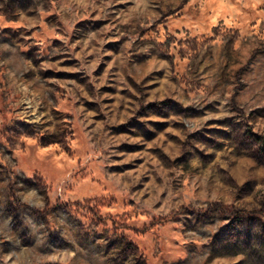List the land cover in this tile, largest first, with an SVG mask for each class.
I'll return each mask as SVG.
<instances>
[{
	"label": "clouds",
	"instance_id": "clouds-1",
	"mask_svg": "<svg viewBox=\"0 0 264 264\" xmlns=\"http://www.w3.org/2000/svg\"><path fill=\"white\" fill-rule=\"evenodd\" d=\"M5 3L7 0L0 3V11L4 10ZM256 6L264 8V3L256 0ZM57 7L59 5L52 7V11ZM137 7L140 9L138 15H147L144 11L147 3ZM185 14L191 29L187 35L206 39L211 34L212 17L220 13L213 9L211 15L205 16L198 13L196 7L189 6ZM225 14L235 16L229 28L239 21L243 35L229 31L221 24L216 35L217 44L229 41L234 44H229L231 54L227 60L213 63L220 69L226 62H237L240 49L246 45L258 49L243 58L240 72L229 74L223 80L218 74L210 73L206 82L198 84L196 81L203 80L195 67L198 61L185 46L193 62L182 69L181 87L174 93L180 103L167 101L147 106L141 91L142 98L133 106L131 115L136 116V120L149 113L171 116L174 118L169 121L170 125L180 131L178 140L172 138L167 143L160 142L167 155H162L157 166L144 173L153 177L148 189L156 192L152 201L146 203L138 193L121 183L115 204L117 212L122 213L121 219L129 214L142 215L148 221L154 216L164 218V226L156 230L161 234V242L147 251L149 264H212L222 254L239 255L242 264H264V188L253 191L254 179L247 185L243 183L254 177V172H239L225 153L226 159L217 161L205 174V165L211 159L205 155L210 141L230 137L232 146L242 154H255L257 145L247 131V121L253 109L264 108V46L256 44L257 40H264V25L258 30L250 27L251 21L264 19V11H256L251 2L236 0V5L229 6ZM61 30L65 47H51V41L45 43V34H41L42 38L35 41L40 45L39 50L31 53L26 51L31 44L18 45L6 39V34L0 30V264H137L134 257L140 240L122 223H109L115 217L107 212L100 213L99 205H108L111 201L103 196L88 199L92 192L80 188L82 175L95 176L107 185L108 180L104 177L113 178L108 166L112 157L120 155L115 145L130 138L112 137L109 135L111 129L98 134L97 129L89 128L88 117L75 106L77 100L83 103L84 92L79 87L76 92L67 93L71 96L70 101L58 105L57 81H50V73L45 71L54 65L41 62L72 48L69 43L71 25ZM200 32L205 34L204 37L198 36ZM119 34L128 35L123 31ZM99 35L90 38L96 39ZM149 35L162 41L165 35L175 33L170 29L167 34L161 30L159 35ZM135 39V36L131 37L132 41ZM105 42L104 39L99 41L101 45ZM94 51L97 53L95 63L89 65L86 75L98 92L109 74L105 73L99 80L92 76L95 65L102 59L99 47ZM165 51L163 46H156L157 55ZM124 55L127 58L129 54L125 51ZM169 75L177 73L170 72ZM123 86L129 87L126 81ZM89 98L99 101L100 95ZM155 99L159 101L160 97ZM57 106L61 113H72L67 123L62 115L53 113L52 109ZM101 111H104L103 107ZM225 116L231 117L221 121L228 125L227 131H208L210 121ZM123 119L128 121V115ZM48 122L49 126L42 127ZM112 123L111 117L104 121L105 125ZM134 125L132 122L129 127L135 133ZM152 128L146 121L139 126L141 133ZM29 141L31 145L25 148L23 159L17 160L20 154L9 149ZM140 142L144 143L143 140ZM41 144H51L52 148L44 151ZM177 155L181 156L180 160L171 159ZM221 164L226 165V170L221 169ZM185 166H188L187 173L183 170ZM162 168L166 169V174ZM185 176L188 177L187 184L184 183ZM157 179H161L159 184ZM139 182L143 183V180ZM130 184H137L135 177ZM113 191L115 186L110 185L109 193ZM161 199L164 207H154ZM131 200H135V204L128 207Z\"/></svg>",
	"mask_w": 264,
	"mask_h": 264
},
{
	"label": "rangeland",
	"instance_id": "rangeland-1",
	"mask_svg": "<svg viewBox=\"0 0 264 264\" xmlns=\"http://www.w3.org/2000/svg\"><path fill=\"white\" fill-rule=\"evenodd\" d=\"M3 2L4 0H0V3ZM241 2H251L256 11H264V8L256 6V0H241ZM145 3L148 4V7L144 9L147 15L140 16L138 15L140 9L137 6ZM201 4L205 7L200 8ZM57 5H59L57 10L52 11V7ZM235 5L236 0H7L4 10L0 11V30L6 34V39L18 45L31 44V48L26 49L29 53L39 50L40 45L35 41L42 38L41 34H45L43 36L45 43L51 41V47H65L61 39L64 35L61 29L71 25L72 35L69 43L72 44V48L41 63L54 65L45 71L50 73L48 76L50 81H57L55 94L59 98L58 105L61 102L70 101L71 96H67V93L76 92L79 87L84 92L81 97L83 103L77 100L75 106L88 117V127L97 129L98 134L105 129H111L109 135L112 137L130 138L115 145L120 155L112 157V163L108 166L112 170L111 176L113 177L112 179L104 177L108 180V184H103L95 176L82 175L80 188L92 192V196L88 199L103 196L111 201V204L101 203L99 205L100 213L103 215L107 212L115 217L114 220H109V223H122L129 233H133L140 240V243L136 244L137 251L134 257L137 264L141 262L149 264L146 258L147 251L149 247L155 248L161 242V234L156 230L164 226V218L154 216L151 221H148L142 215L137 217L129 214L121 219L122 213L117 212L115 207L119 199L120 184L123 183L125 187L138 193L146 203L151 202L156 196V192L148 191L151 188L153 177L145 176L144 173L155 168L162 155H167L160 142L167 143L172 138L178 140L180 131L175 125H170L169 121L174 118L171 116L149 113L140 120H136V116L131 115L133 106L142 98L139 95L141 91L144 93L143 98L146 99L147 106L156 103L164 104L167 101H172L174 104L180 103L174 93L181 87L182 69L193 62L187 55L185 46L192 51L195 60L198 61L195 67L203 77L202 81H196V83L206 82L210 73L218 74L221 80L229 74L239 73L243 66V58L251 51L258 49L246 45L240 49V59L237 62H226L221 65L220 69H217L216 64L213 63V61L219 63L221 59L227 60L231 54L229 44H234V42L229 41L218 45L216 35L221 24L229 28L235 19V16L225 14L229 6ZM189 6L196 7L198 13L202 12L205 16L211 15L213 9L220 13L212 17L209 24L211 34L206 39L187 35V32L191 31L187 26L185 14ZM220 6H223V9ZM195 19L193 17L194 22ZM145 24L147 26H144ZM261 25H264V19L250 23L253 30H258ZM241 27L242 25L237 21L234 27L229 28V31L243 35ZM170 29L175 35H165L162 41H157L155 35H149L150 33L159 35L161 30L167 34ZM182 29L184 34H182ZM122 31L127 32L128 35L121 36L119 33ZM53 32L54 35H47ZM97 33L100 35L96 36V39L90 38ZM204 35L203 32L198 33L199 37H204ZM132 36L136 37L134 41L131 40ZM101 39L106 40L102 45L99 43ZM256 44L264 46V40H257ZM157 45L163 46L166 51L157 55ZM97 47L100 49L102 59L99 64L95 65L92 76L99 80L105 77V73L109 74L105 82L100 84L98 92L95 85L89 83L90 77L86 75L89 65L95 63L97 53L94 49ZM125 51L129 54L127 58L124 55ZM157 62H159L158 67ZM170 72L177 73V75L170 76ZM125 81L129 85L127 88L123 86ZM94 94L100 95L99 101L89 98ZM156 96L160 97L159 101L155 99ZM102 107L104 111H101ZM52 111L62 115L65 123L68 122V118L72 117L71 112L61 113L59 106ZM125 115H128V121L123 119ZM109 117L113 123L105 125L104 121ZM228 119L231 117L225 116L210 121L208 131L214 130L218 133L227 131L228 125L221 121ZM145 121L153 128L141 133L139 126ZM132 122H135L134 126L137 128L135 133L129 127ZM262 122H264V108L253 109L247 121V131L255 138L257 145L253 155L242 154L238 148L233 147L230 137L210 141L209 150L205 155L211 159L205 165V174H208L210 166L215 165L217 161H224L225 153H227L231 158V163L239 172H254V177L244 180L245 185L254 179L253 191L264 188V124ZM22 123L30 124L32 121ZM254 123L256 126H253ZM49 124L50 122L42 127H47ZM41 139L43 140V137ZM141 140L144 143H141ZM30 145L31 141L9 149V151L19 153L17 160H20L23 159L25 148ZM41 148L48 151L52 145L41 144ZM171 159L180 160L181 156L177 155ZM220 167L226 170V165L221 164ZM183 170L187 173L188 166H185ZM162 172L166 174V169L162 168ZM196 172H199V169H196ZM133 177L137 180L135 186L130 184ZM161 179H157L156 183L159 184ZM141 180L143 183L139 182ZM184 183H188L187 176H185ZM110 185L115 186V191L111 194L109 193ZM160 196L163 198L164 193L161 192ZM251 200L250 195L249 202ZM133 204L135 200L129 201L128 207ZM153 206L163 208L162 199L157 200ZM149 233L152 235L149 236ZM141 245H143V250H141ZM212 264H242V261L239 255L222 254L218 255Z\"/></svg>",
	"mask_w": 264,
	"mask_h": 264
}]
</instances>
